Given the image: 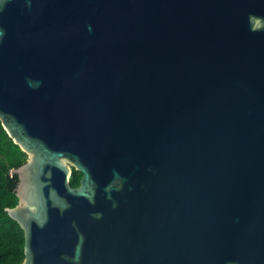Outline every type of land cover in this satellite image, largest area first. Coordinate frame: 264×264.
Returning a JSON list of instances; mask_svg holds the SVG:
<instances>
[{
    "label": "water",
    "instance_id": "water-1",
    "mask_svg": "<svg viewBox=\"0 0 264 264\" xmlns=\"http://www.w3.org/2000/svg\"><path fill=\"white\" fill-rule=\"evenodd\" d=\"M0 124L21 264H264V0H6Z\"/></svg>",
    "mask_w": 264,
    "mask_h": 264
},
{
    "label": "trees",
    "instance_id": "trees-1",
    "mask_svg": "<svg viewBox=\"0 0 264 264\" xmlns=\"http://www.w3.org/2000/svg\"><path fill=\"white\" fill-rule=\"evenodd\" d=\"M26 158L0 124V264H21L24 258L23 232L5 209L17 204L15 188L18 180L11 171L24 164ZM80 178L81 174L72 169L69 185L78 187Z\"/></svg>",
    "mask_w": 264,
    "mask_h": 264
},
{
    "label": "snow or ice",
    "instance_id": "snow-or-ice-1",
    "mask_svg": "<svg viewBox=\"0 0 264 264\" xmlns=\"http://www.w3.org/2000/svg\"><path fill=\"white\" fill-rule=\"evenodd\" d=\"M5 2H6V0H0V7H2Z\"/></svg>",
    "mask_w": 264,
    "mask_h": 264
},
{
    "label": "flooded vegetation",
    "instance_id": "flooded-vegetation-1",
    "mask_svg": "<svg viewBox=\"0 0 264 264\" xmlns=\"http://www.w3.org/2000/svg\"><path fill=\"white\" fill-rule=\"evenodd\" d=\"M144 180L146 179V178H143Z\"/></svg>",
    "mask_w": 264,
    "mask_h": 264
}]
</instances>
